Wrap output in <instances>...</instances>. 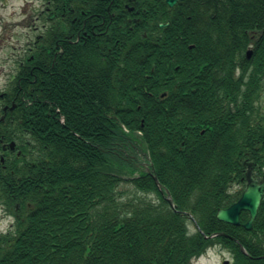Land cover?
Segmentation results:
<instances>
[{"label": "trees", "instance_id": "obj_1", "mask_svg": "<svg viewBox=\"0 0 264 264\" xmlns=\"http://www.w3.org/2000/svg\"><path fill=\"white\" fill-rule=\"evenodd\" d=\"M170 19L144 30L159 44L127 47L124 67L97 59L112 89L94 107L56 82L34 93L37 187L0 264H191L214 245L264 264V198L250 231L215 216L239 198L244 162L264 174V0H184ZM124 183L146 198L122 203Z\"/></svg>", "mask_w": 264, "mask_h": 264}, {"label": "flooded vegetation", "instance_id": "obj_2", "mask_svg": "<svg viewBox=\"0 0 264 264\" xmlns=\"http://www.w3.org/2000/svg\"><path fill=\"white\" fill-rule=\"evenodd\" d=\"M183 2L169 6L166 0H23L19 25L28 32L21 35V49L4 59L8 71L0 87V254L12 248L17 220L23 221L32 208L21 201L37 187L28 181L27 165L35 153L33 125L39 123L34 93L49 92L56 82L67 95L89 94L94 107L98 87L112 89V70H98L97 59L124 67L129 45L159 44L160 38H148L144 30L169 25ZM43 102L51 105L46 98ZM130 158L143 170L140 151ZM252 172L263 179V174Z\"/></svg>", "mask_w": 264, "mask_h": 264}, {"label": "rangeland", "instance_id": "obj_3", "mask_svg": "<svg viewBox=\"0 0 264 264\" xmlns=\"http://www.w3.org/2000/svg\"><path fill=\"white\" fill-rule=\"evenodd\" d=\"M5 9L0 7V87L4 80V73L8 71L6 59L12 53L21 49L23 39L21 35L28 32L19 25L23 17L20 16V9L23 6V0H5L3 1ZM16 14V15H15ZM18 23V24H17ZM16 50H14V49ZM122 192V203L131 202L138 203L141 198H146L142 194L136 192L129 183H124L119 187ZM149 196L148 198H150ZM188 229L190 233L195 231V227L191 220H188ZM227 259L231 262V256L218 246H213L209 252L193 261V264H221L222 259Z\"/></svg>", "mask_w": 264, "mask_h": 264}, {"label": "water", "instance_id": "obj_4", "mask_svg": "<svg viewBox=\"0 0 264 264\" xmlns=\"http://www.w3.org/2000/svg\"><path fill=\"white\" fill-rule=\"evenodd\" d=\"M167 4L169 6H172L175 2V0H166ZM160 25V27L166 26ZM247 57L249 58L251 55V51H247ZM248 167L251 166L250 163L247 164ZM153 179L155 181V184L157 185L159 190H162V186L159 184L158 180L155 176H153ZM246 180L247 185L244 189V191L241 194V197L237 202L232 204L226 209H219L216 212V219L220 222L232 225V226H238L239 225V215L242 211H245L248 213L249 217L245 224L242 225V227L245 230H250L252 228L253 221L255 220L257 216L258 209L260 207L262 198L264 197V179L260 182V179L253 178L251 171L248 169L246 172ZM168 202L171 204L170 199H168ZM240 250L245 253L244 249L240 247ZM224 264H227V261L224 262Z\"/></svg>", "mask_w": 264, "mask_h": 264}]
</instances>
